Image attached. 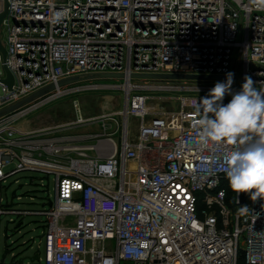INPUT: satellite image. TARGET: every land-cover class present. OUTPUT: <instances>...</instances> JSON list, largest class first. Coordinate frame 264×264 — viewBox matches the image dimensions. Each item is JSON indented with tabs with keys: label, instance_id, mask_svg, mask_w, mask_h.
<instances>
[{
	"label": "built area",
	"instance_id": "obj_1",
	"mask_svg": "<svg viewBox=\"0 0 264 264\" xmlns=\"http://www.w3.org/2000/svg\"><path fill=\"white\" fill-rule=\"evenodd\" d=\"M5 2L0 0V13ZM7 2L0 110L56 87L0 116V220L2 214L47 218L44 258L38 251L36 260L13 256L8 262L10 251L3 259L0 250V264H264V200L232 191L222 169L234 146H201L194 125L193 101L205 97L216 80L134 76L194 74L224 81L231 72L233 93L245 76L259 88L261 0ZM5 67L14 77L12 88L2 82ZM109 73L122 75L111 78L123 82H88ZM72 77L80 80L58 85ZM179 81L184 84L173 83ZM108 89L124 92L120 111L85 117L75 99V119L16 126L55 101ZM173 101L177 108L165 107ZM130 116L143 120L138 137L135 125L130 134ZM25 171L55 176L47 210L3 207V182Z\"/></svg>",
	"mask_w": 264,
	"mask_h": 264
},
{
	"label": "rangeland",
	"instance_id": "obj_2",
	"mask_svg": "<svg viewBox=\"0 0 264 264\" xmlns=\"http://www.w3.org/2000/svg\"><path fill=\"white\" fill-rule=\"evenodd\" d=\"M240 38L241 36L239 35V39ZM217 81L223 80H216V82ZM88 82L114 85L120 84L123 81L122 79L103 77ZM173 83L184 84L183 81ZM188 83L193 84L194 82ZM168 93L176 94L175 91ZM175 96L178 97L180 94H176ZM75 99L79 100L80 114L85 117L94 116L105 111H120L125 104V95L120 89L88 91L80 95H71L46 105L20 119L18 123H16V126L21 128H26L30 125L32 127H37L39 124H44V121L50 125L75 119L73 117L76 113L79 114L74 106ZM165 107L175 109L178 107V104L173 101V103H166ZM119 119L123 122V115H120ZM146 121L149 123L150 119L147 118ZM143 124L142 118L138 116L137 118H132V116H130V134L133 132V125H135V127L137 126V131H139ZM138 135L139 132L137 133V137ZM20 185L22 188H19ZM55 186V176L52 174L48 175L40 171L17 173L3 182V187L1 189L3 207L29 212L47 210L49 207L44 206V203L50 197H55ZM14 191H16L17 195L15 198L13 197ZM8 222L10 223L8 224ZM19 223L20 227H17ZM46 226L47 218L45 215L2 214L0 220L1 254L7 250L10 251V255H8L6 259L8 262L14 258L15 260L24 258L25 261H28L30 260L29 258L38 251L44 258L46 240L41 236L45 233ZM6 227H8V231H6ZM122 264H124V262H122Z\"/></svg>",
	"mask_w": 264,
	"mask_h": 264
},
{
	"label": "clouds",
	"instance_id": "obj_3",
	"mask_svg": "<svg viewBox=\"0 0 264 264\" xmlns=\"http://www.w3.org/2000/svg\"><path fill=\"white\" fill-rule=\"evenodd\" d=\"M256 7L264 10V0ZM234 74L226 73L205 97L193 101L201 146L227 143L234 148L225 157L223 171L236 193H250L253 201L264 200V85L254 86L245 76L240 91L233 93ZM230 95L228 103L224 97ZM248 207H241V211Z\"/></svg>",
	"mask_w": 264,
	"mask_h": 264
},
{
	"label": "water",
	"instance_id": "obj_4",
	"mask_svg": "<svg viewBox=\"0 0 264 264\" xmlns=\"http://www.w3.org/2000/svg\"><path fill=\"white\" fill-rule=\"evenodd\" d=\"M9 11V4L6 0L5 2V8L4 10L0 13V51L3 53L4 57H6V51L5 48L2 44L1 41V25L2 22L4 20V18L7 16V13ZM6 71L8 74V77L6 79H4L2 82L7 85L9 88H12L13 84H14V77L12 75V73L9 71V69L7 67ZM112 76H116V77H120L122 75L120 74H105L103 75V77H112ZM135 77H139V78H147V79H162V80H221L222 77L221 76H204V75H194V74H136L134 75ZM89 77H92V75H90ZM80 80V77H72V78H68V79H64L61 80L58 85L59 86H64L67 84H71L74 82H77ZM56 85L52 84L49 85L39 91H37L36 93L30 95L29 97L15 103L14 105H11L9 107H6L2 110H0V116L7 114V113H11L13 111H16L18 109H20L22 106L31 103L32 101H34L36 98H39L41 96H43L44 94H46L48 91H51L53 89H55ZM19 188H22V186L20 185ZM13 197H17L16 195V191L13 192ZM10 222H8L9 224ZM8 226V225H7ZM17 227H20V223L17 225ZM6 231H8V227H6ZM7 255V251H5L2 254V258L4 259ZM39 256L38 254H35L33 256H31L29 259L30 260H36L38 259ZM21 260H23V258H21Z\"/></svg>",
	"mask_w": 264,
	"mask_h": 264
},
{
	"label": "trees",
	"instance_id": "obj_5",
	"mask_svg": "<svg viewBox=\"0 0 264 264\" xmlns=\"http://www.w3.org/2000/svg\"><path fill=\"white\" fill-rule=\"evenodd\" d=\"M230 99H231V96H229V95H226L225 97H224V101H223V103H228L229 101H230Z\"/></svg>",
	"mask_w": 264,
	"mask_h": 264
},
{
	"label": "bare ground",
	"instance_id": "obj_6",
	"mask_svg": "<svg viewBox=\"0 0 264 264\" xmlns=\"http://www.w3.org/2000/svg\"><path fill=\"white\" fill-rule=\"evenodd\" d=\"M24 120H26V119H24ZM149 123H150V122H149ZM149 123H148V121H146V124H149ZM26 128H28V127H26ZM135 167H136L135 163H132V164H131V168H135Z\"/></svg>",
	"mask_w": 264,
	"mask_h": 264
},
{
	"label": "crops",
	"instance_id": "obj_7",
	"mask_svg": "<svg viewBox=\"0 0 264 264\" xmlns=\"http://www.w3.org/2000/svg\"><path fill=\"white\" fill-rule=\"evenodd\" d=\"M44 121V120H43ZM48 123H46L45 121H44V124H39V126H37V127H41V126H43V125H47ZM32 127V126H31ZM137 133H138V131H137Z\"/></svg>",
	"mask_w": 264,
	"mask_h": 264
}]
</instances>
